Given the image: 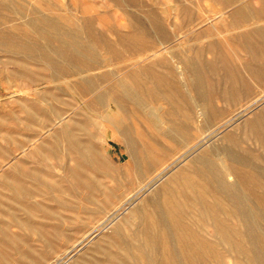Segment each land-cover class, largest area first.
<instances>
[{
    "label": "rangeland",
    "instance_id": "rangeland-1",
    "mask_svg": "<svg viewBox=\"0 0 264 264\" xmlns=\"http://www.w3.org/2000/svg\"><path fill=\"white\" fill-rule=\"evenodd\" d=\"M69 32L92 66L57 52ZM262 97L264 0H0V264H264ZM180 125L215 163L245 154L256 166L230 168L259 184L223 175L241 202L214 178L183 185L179 230L145 248L143 217L190 155L150 181L185 151Z\"/></svg>",
    "mask_w": 264,
    "mask_h": 264
},
{
    "label": "bare ground",
    "instance_id": "bare-ground-1",
    "mask_svg": "<svg viewBox=\"0 0 264 264\" xmlns=\"http://www.w3.org/2000/svg\"><path fill=\"white\" fill-rule=\"evenodd\" d=\"M53 36L54 38L58 40V45H56L57 52L62 57H64L68 62L73 64L78 69H84L85 67L93 65L94 60H95L94 57L91 56L87 52V49L84 48L82 44L81 45L79 44V41H77L76 39L75 33L74 34L72 32L63 33V34L59 33V35L57 34L56 36L55 35ZM17 48H22V47L17 46ZM23 49L25 50V48ZM184 73H183V70H178L179 75L182 76ZM158 81H160L158 83L161 84V86L167 85L164 83L163 79H159ZM256 99L257 100H254L250 104L251 106L254 104L256 105L258 101L261 100L259 98H256ZM164 122L165 121L161 119L160 123H164ZM249 128L251 129V131L258 129V132H261L262 137H264V111H261L260 113L255 114L254 120L251 122V125ZM178 131L180 133V143L182 144L181 148H184L185 151L176 153L177 156H174L171 159V162L167 163L162 168L157 169V172L155 173L153 177L150 178V181L155 180V179H160L161 176L165 173V171L168 168L172 167L171 165H173L179 159L185 156H188V154L190 155H189V158L187 159L188 162L182 166L181 165L177 166L176 169L173 170V172L169 175V177L165 179L164 183L161 185V188L157 189V191L163 192V195H162L163 197L161 199V202L159 201L158 203L155 204V207L153 210L155 213L152 215L145 214L143 217V220H144L143 227L137 231V238H134V239L140 238L141 244H144L145 248L155 249L154 248L155 242L159 241L158 232H160V235H161L164 232V230L165 231H168V230L172 231L173 229L179 230L180 224H181L180 219L178 218L180 206H178L175 203L174 199H176V197L181 195L182 192L184 191L183 185H185L193 194L196 193L199 195H203L205 193L204 182H207L211 180L212 178H214L218 186L224 187L226 193L230 194L234 200L236 199L238 200V202H241L242 196L238 193L231 192L229 187L233 185L225 186L223 178L228 177L230 174H233L239 177L241 180H247L251 186H257L259 184V181H258L259 174L255 170H252V169L246 170L244 168H240L238 172H236L230 168L231 166H256L252 164L250 161L248 163L249 157L245 156V154L239 153L233 150L232 148L226 147V150L222 153V155L220 153L216 154L217 163H215L212 157V154L210 153L211 148L208 145L204 146L203 141H205L204 139L206 138H202V137L198 138V136L191 137L190 135H188L187 128L184 125H180ZM196 152L198 153L196 155H193ZM224 157L226 159L229 158L228 160H230L232 163H227ZM215 166H219L220 169H218ZM147 185L148 184H146V187H149ZM152 226L156 227L157 230L153 232ZM183 234H186L184 230H183ZM195 241H198L197 237L195 238Z\"/></svg>",
    "mask_w": 264,
    "mask_h": 264
}]
</instances>
